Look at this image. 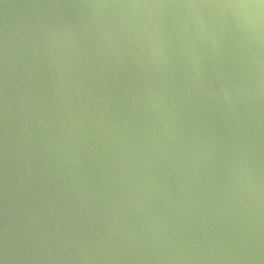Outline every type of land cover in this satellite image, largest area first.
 I'll list each match as a JSON object with an SVG mask.
<instances>
[{
    "label": "water",
    "instance_id": "1",
    "mask_svg": "<svg viewBox=\"0 0 264 264\" xmlns=\"http://www.w3.org/2000/svg\"><path fill=\"white\" fill-rule=\"evenodd\" d=\"M0 264H264V2L0 0Z\"/></svg>",
    "mask_w": 264,
    "mask_h": 264
},
{
    "label": "snow or ice",
    "instance_id": "2",
    "mask_svg": "<svg viewBox=\"0 0 264 264\" xmlns=\"http://www.w3.org/2000/svg\"><path fill=\"white\" fill-rule=\"evenodd\" d=\"M262 2H264V0H262Z\"/></svg>",
    "mask_w": 264,
    "mask_h": 264
}]
</instances>
